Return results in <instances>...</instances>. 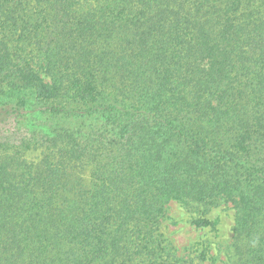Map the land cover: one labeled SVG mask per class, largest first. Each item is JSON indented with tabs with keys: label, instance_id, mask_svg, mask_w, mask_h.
Masks as SVG:
<instances>
[{
	"label": "trees",
	"instance_id": "obj_1",
	"mask_svg": "<svg viewBox=\"0 0 264 264\" xmlns=\"http://www.w3.org/2000/svg\"><path fill=\"white\" fill-rule=\"evenodd\" d=\"M173 201L264 264V0H0V264H194Z\"/></svg>",
	"mask_w": 264,
	"mask_h": 264
},
{
	"label": "rangeland",
	"instance_id": "obj_2",
	"mask_svg": "<svg viewBox=\"0 0 264 264\" xmlns=\"http://www.w3.org/2000/svg\"><path fill=\"white\" fill-rule=\"evenodd\" d=\"M79 173L83 183L87 185L89 169L85 168ZM198 217L215 224L195 227L192 221ZM232 226L233 211L230 205H218L207 211L202 207L188 211L173 201L168 204L161 232L176 249L178 256L189 258L194 264H222L231 241ZM202 252L204 254H200Z\"/></svg>",
	"mask_w": 264,
	"mask_h": 264
}]
</instances>
